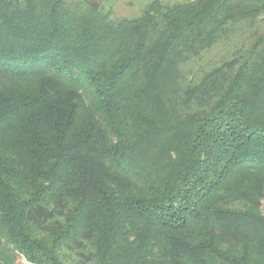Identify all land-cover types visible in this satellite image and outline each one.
I'll list each match as a JSON object with an SVG mask.
<instances>
[{
    "label": "trees",
    "instance_id": "trees-1",
    "mask_svg": "<svg viewBox=\"0 0 264 264\" xmlns=\"http://www.w3.org/2000/svg\"><path fill=\"white\" fill-rule=\"evenodd\" d=\"M102 1L0 0V264H264V0Z\"/></svg>",
    "mask_w": 264,
    "mask_h": 264
},
{
    "label": "rangeland",
    "instance_id": "rangeland-1",
    "mask_svg": "<svg viewBox=\"0 0 264 264\" xmlns=\"http://www.w3.org/2000/svg\"><path fill=\"white\" fill-rule=\"evenodd\" d=\"M153 0H103L102 1V9L103 10H110L111 11V18L118 19V18H130L138 16L142 10L146 7L148 3ZM162 3L166 4H174L178 2H186L191 0H159ZM217 49L212 50L209 54H207L204 59L201 61L200 59L196 62L197 64L204 62L208 58L211 59L213 56L217 55ZM179 72L181 76L186 70V65L179 66ZM17 264H30L27 262L23 257L17 256L16 258Z\"/></svg>",
    "mask_w": 264,
    "mask_h": 264
}]
</instances>
